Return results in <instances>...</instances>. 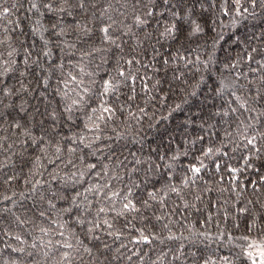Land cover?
<instances>
[{
  "label": "trees",
  "instance_id": "1",
  "mask_svg": "<svg viewBox=\"0 0 264 264\" xmlns=\"http://www.w3.org/2000/svg\"><path fill=\"white\" fill-rule=\"evenodd\" d=\"M49 2L67 11L50 12ZM94 3L81 12L76 0H0V89L11 91L0 92V199L12 197L0 203V264H264L253 253L264 243V9L250 0L240 15L241 4L225 0ZM173 23V36L161 37ZM108 24L115 44L100 31ZM109 80L117 92L103 96ZM102 101L115 109L107 122L92 112ZM253 135L259 152L246 146ZM105 182L102 191L120 193L111 203L87 191ZM129 192L139 213L107 211ZM74 196L92 215L64 211ZM99 207V221L113 225L98 230L108 249L77 223ZM137 229L157 238L131 243ZM79 241L91 257L77 254Z\"/></svg>",
  "mask_w": 264,
  "mask_h": 264
},
{
  "label": "snow or ice",
  "instance_id": "2",
  "mask_svg": "<svg viewBox=\"0 0 264 264\" xmlns=\"http://www.w3.org/2000/svg\"><path fill=\"white\" fill-rule=\"evenodd\" d=\"M61 2L62 3H68L69 0H61ZM199 2H200V0H194L193 7L195 6L196 3H199ZM229 2H231L233 4V6H235L236 4H241V0H225V3H229ZM143 3H144V0H133L134 7L137 4H143ZM163 3L165 5H167L169 3V0H163ZM90 4L93 7H95L94 0H76L75 7L78 8L81 12H84V11L87 10V8H88V6ZM250 4H251V8L253 10H255L257 7L261 8V9H264V0H250ZM43 6L45 8H47L50 12L51 11H57V10L60 11V12L67 11V9H64V8H59V9L54 8L53 4L51 2L46 3ZM31 8L32 9H36L37 8V4L36 3H32L31 4ZM241 8H242V12L240 10H237V14L238 15L248 12V8L247 7H243L242 4H241ZM7 11H8V9H4L5 13H7ZM189 11H190V9H189ZM104 13H107V9L104 10ZM153 14L154 13H153L152 10H148L147 13H146L147 16H152ZM251 14L255 15V12L253 11V13H251ZM121 15H123V12H121ZM173 16L176 17V18H179V13H175L174 12ZM109 19L111 20V16L110 15H109ZM135 22H136L137 25H143L145 23V20L142 19L140 16H136ZM113 23H115V22L113 21ZM192 23L195 24V27L193 29V32L195 34H198V33L203 31V29L201 28V26L198 23H196L195 21H193ZM111 27H112V24H108L107 26L102 27L100 29V31L104 34V40L106 42H111L112 44H115L116 43L115 40H113L112 37L109 35V30H110ZM175 27H176V25L174 23L172 24L171 27L165 26L164 27V31L160 34L161 37L168 38V37L173 36V32H174ZM85 28H86V26H85ZM62 33H63V28H61L60 33H58V35L62 34ZM0 43H2V41H0ZM46 46H47V42H46ZM117 47H119V45H117ZM94 51H99V49H94ZM252 51L256 52L257 49H253ZM9 55H11V53ZM43 55L44 56H48L49 53L48 52H44ZM247 58L249 60L253 59V57L251 55H249ZM25 63H27V60L25 61ZM127 63L131 64L132 61L129 60V61H127ZM165 63H167V61H165ZM59 66L62 67V65H59ZM233 67H235V65H233ZM21 75H24V73H21ZM119 76L120 77H125V79L129 78V77H126V74H125L124 71H120L119 72ZM75 79H76L75 77H72L73 81H75ZM117 89H118V85L113 84L112 81H110V80L109 81H105V83L103 85V93H102V95L103 96H109L110 94L115 95V93L117 92ZM85 91H87V89H85ZM0 92H4L5 95L11 94L10 90L4 91V89H0ZM261 98H264V97H261ZM77 103H78V101H75V100L73 101V104H77ZM243 106L244 105L242 104L241 107H243ZM177 107H179V106H177ZM67 110L71 111V108H69ZM232 111L235 112L236 109H232ZM92 112L95 115L96 120L107 122V120H111L112 117L114 116L115 109L113 107L109 106L107 101H102L97 108L92 109ZM97 113H98V115H96ZM226 114L227 113H225V115ZM89 119L91 120L92 117H89ZM95 127H96L97 130H99V127H100L99 123H97L95 125ZM260 137H261V139H264V133H261ZM96 139L99 140L100 137L97 136ZM199 139L202 140L203 137H200ZM256 140H257V136L256 135L251 136V138H247L246 146H251L252 149H254L256 152H259L261 149L256 147ZM193 143H195V142H193ZM211 153H212V149L209 148L207 150V152L204 153V155L207 156V155H209ZM175 158L176 157H174V159ZM88 167H89V169H94L96 167V165L93 164V165H89ZM201 167H203L202 164H201ZM201 167L193 166L191 168V171L193 173H195V174H199L200 171H201ZM217 168H219V165H217ZM232 171L235 172L237 170L236 169H232ZM97 175H99V174H97ZM11 179H12V177H9L8 180L5 181V183H10ZM39 183L40 182L37 181L36 184H34L32 186V192L33 193L36 191V185H38ZM109 187L110 186L105 182V184H103V185L98 184L96 187L90 188L87 191L98 193V194H100L103 197V199H105L109 203H111L113 197L119 196L120 193L113 192L112 196H109L107 191H102V189H107ZM172 191H176V189L173 188ZM20 195H21V197H23L24 193H20ZM79 195L80 194L77 193V196H79ZM129 195H131L130 192H129L128 195H125L123 197L122 208L119 211H116L115 207H113L112 209H108L107 211L115 212L116 216H118V217L119 216H124V215H126L127 213H130V212L139 213L140 209L136 206V204L131 199L128 198ZM149 196L153 200L156 198V194L155 193H149ZM41 199H43V196L41 197ZM87 199H88L87 196H85L84 200L87 201ZM3 200L11 201L12 197L11 196H4L2 199H0V203H3ZM49 205H50V207L55 208V205L52 204L51 201H49ZM144 205H145V207H149L150 206L147 201L144 202ZM73 208H75L78 212L83 211L85 213H88V215H92V213L89 211L90 204H82L81 202H78L77 198L75 196L70 198L69 207L65 208L64 211L65 212H72ZM3 211L4 212H10L11 209L4 208ZM105 213H106V209L104 207H99L98 212L96 213V215L92 219H88L87 217L78 218L77 223L81 224L82 226H84L86 228V231L90 234L92 240L99 241L100 243L103 244L105 249H108L110 246L107 243H105L104 241H102L100 235L98 234V230L104 228L105 226H106L107 229H112V227H113V225L109 222L108 219H104L102 223L99 221L98 218L101 216V214H105ZM39 215L41 217H43L45 215V212L41 211L39 213ZM15 219H16L17 222H19L21 224H23L25 222L24 220H21L19 216H15ZM136 231L140 232V236L138 238H134L131 241V243H134V244H152L153 240L157 238L154 235L150 236V235L145 234L144 231L141 230V229H137ZM5 235H7V233H5ZM60 235H61V237H63L64 234L61 232ZM107 235L111 236V235H114V233L109 231V232H107ZM115 236H116V239L120 238V234L119 233H115ZM15 239L19 240L20 238L19 237H15ZM168 239L169 240H175V239H178V237L169 236ZM0 243H2V241H0ZM78 244L81 246V248L78 250L77 254H79V251L82 250L84 253H87L89 255V257H91L92 249L89 248V247L83 246L84 245L83 241H79ZM72 246H73L72 243L69 242L68 240H64V243L61 245L62 248H67V249H71ZM121 247H126V246L125 245H121ZM118 250L119 249H117V251ZM13 251H16V249H13ZM21 251H22V249H21ZM133 255H136V253L134 252ZM140 258H142V257H140ZM63 259L64 260H68L67 253L64 254ZM128 259L131 260L132 257L128 256ZM205 264H207V262H205Z\"/></svg>",
  "mask_w": 264,
  "mask_h": 264
},
{
  "label": "rangeland",
  "instance_id": "3",
  "mask_svg": "<svg viewBox=\"0 0 264 264\" xmlns=\"http://www.w3.org/2000/svg\"><path fill=\"white\" fill-rule=\"evenodd\" d=\"M253 253L258 257V261L264 263V243L256 245V248L253 250Z\"/></svg>",
  "mask_w": 264,
  "mask_h": 264
}]
</instances>
